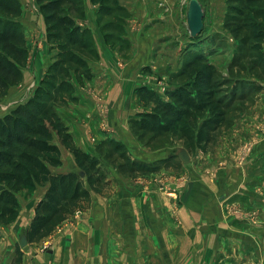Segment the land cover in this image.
<instances>
[{"label":"crops","instance_id":"obj_1","mask_svg":"<svg viewBox=\"0 0 264 264\" xmlns=\"http://www.w3.org/2000/svg\"><path fill=\"white\" fill-rule=\"evenodd\" d=\"M198 1L203 11V25L196 37L201 35L204 38L217 29L214 26L216 19L221 22L225 0L221 4V0H208V10L203 4L204 0ZM20 2L18 18L26 38L28 56L21 81L11 85L7 91L11 97L8 101L13 104L0 115L32 95L56 54V48L48 41L45 21L36 0ZM118 2L127 11L121 33L126 44L107 39V31H103L102 22H99L98 2L83 0L84 14L75 16V23L90 31L96 54L87 59V75L80 77L71 73L69 76L73 87L68 103L61 108L60 114L76 145L85 152H91L97 141L106 138L121 140L127 146L143 150L131 133L129 119L137 117L142 111H150L154 102L143 100L137 88L142 85L153 87L157 94V77L162 73L174 72L181 66L182 57L179 58L177 51L180 42L185 40L189 44L196 38L190 30L186 34L183 32L184 17L187 24L189 0ZM207 11L210 21L205 18V13L206 16L209 14ZM213 47L217 48L215 45ZM203 50L210 58L211 52ZM258 95L252 117L245 123L239 120L222 132L217 144L218 154H204L203 167L193 165L191 160L184 165V178L180 173L181 176L175 175L174 180L166 181L169 189L166 190L164 186L152 189L150 186L154 203L153 197L145 199V186L124 185L120 217L110 203L100 201L97 195L92 194L89 207L74 213L40 239L49 240L48 251L42 253L27 243L28 248L23 252L20 264H114L113 252L118 246L114 244L121 240L141 243L139 251L143 250L150 257L153 255L154 259H157L156 243L159 241L162 250L169 252L170 259L186 256L192 261L198 258L203 264H215L214 260L218 258L224 263L227 262L228 253L231 256L230 251L233 250L235 253L232 255L238 257L239 263L259 264L255 259L264 258V223L250 224L246 218V222H242L240 217L232 221L227 218L228 201L235 192L238 193L234 199L242 192L250 196L259 195L261 193L257 190L264 187L259 186L264 183V90ZM162 96H166L165 93L161 92ZM243 140L254 141L253 149L248 160L239 164L236 147ZM59 147L61 163L51 166V169L63 172L74 168L75 159L71 151L62 144ZM158 152H165V156L173 154L167 147L158 148ZM47 185V182L38 185L26 201H20L18 215L13 221L0 224V264L11 261L8 258L14 243L18 242L20 232L29 225L35 204ZM234 185L237 187L234 188ZM135 196L140 198L136 197L137 200L133 201ZM142 201L147 202L146 207ZM247 202L264 206L262 195L256 200L250 197L241 203ZM220 227H229L224 229L227 230L225 233L235 230L244 232L248 240H233L231 244L229 239L219 234ZM145 244H148V249ZM229 245H233L232 250ZM126 250L123 247L120 257L130 259ZM242 250L251 253L247 258L249 260H244ZM143 258L142 255L136 258L138 264H142Z\"/></svg>","mask_w":264,"mask_h":264},{"label":"trees","instance_id":"obj_2","mask_svg":"<svg viewBox=\"0 0 264 264\" xmlns=\"http://www.w3.org/2000/svg\"><path fill=\"white\" fill-rule=\"evenodd\" d=\"M92 1L99 3V22H102L103 31H107V39L123 41L121 33L126 9L118 0ZM258 1L245 0L252 7V17L246 19L244 15L240 17L236 13H232V16L234 19L236 16L244 18V29L248 30L250 39L254 41L250 46H254L263 56L260 50L264 40V13L256 9L259 6H254ZM36 2L45 21L48 41L56 48L55 59L32 95L0 115V224H7L17 217L18 194L24 187L48 183L43 196L35 204L34 215L26 228L27 243L40 240L77 210L86 209L92 198L91 190L95 189L94 182L101 180L99 175H94L91 169L94 162L89 160L88 152L76 145L55 104L63 92L66 94L62 97L71 95V70L80 77L87 75V59L96 54L90 31L75 23V16L84 14L83 0ZM20 13V0H0V97L6 94L11 85L21 81L28 56L26 38L18 18ZM236 26H232L235 34L238 31ZM123 44H126L125 40ZM236 52L234 59L240 56L239 46ZM190 53L175 76L189 71L191 76L168 90L169 100L161 99L146 85L137 88L139 96L145 101H153L154 105L150 111H142L137 117L129 119L131 129L149 130L157 135L179 131L187 139L208 144L225 123L228 110H240V103L233 105L237 104L234 101L252 97L257 90L249 76L234 80L230 76L217 78V69L204 51ZM229 83L232 88L231 94L227 95L224 87ZM239 86L248 88L250 93H238ZM113 140L102 139L96 147ZM59 144L73 153L79 170L71 168L56 172L51 169V166L61 163ZM171 157L166 156L156 162L161 163ZM138 166L140 170L149 169L144 163ZM18 246L15 260L20 264L22 253Z\"/></svg>","mask_w":264,"mask_h":264},{"label":"rangeland","instance_id":"obj_3","mask_svg":"<svg viewBox=\"0 0 264 264\" xmlns=\"http://www.w3.org/2000/svg\"><path fill=\"white\" fill-rule=\"evenodd\" d=\"M208 0H204L203 4L208 10L209 4ZM225 10L223 13L222 20L220 22L219 19H216L214 21L215 25L217 26V29L212 30L213 32L209 34L207 37H200L197 36V34L200 33V31L195 34V39L192 43H185L180 42L179 45L180 48L177 50L179 54V58L182 57V63L184 59L190 56V52L192 51H204L203 49H206V51L211 52L210 58L213 65L216 67V77H228L230 76L232 80H234L236 77H251L249 80L253 83L255 82L257 86V90L253 94V96H246L244 100L238 101L236 99L233 105H239L240 103V110H234L229 109L226 121L221 127L218 129V131L215 133L214 139L208 143V144H200L196 140L187 139L186 137L181 136V132L174 131V133H162L161 135L153 134L151 131L147 130H141L138 128H132L131 133L133 134L134 138L138 142L139 146L143 148V150L148 151L145 152L140 148H133L132 146H127V144L121 140H118L119 142L113 140V141H105L104 143L100 144L96 147V145L92 148V151L88 152L89 156L91 157L89 160L94 162L92 165V171L94 172V175L100 176V182H94L95 189L91 190L92 194H95L98 196L100 201L108 202L110 203L116 211L120 214V217L122 216L120 211V203L123 198V186L128 185L131 187L135 186H142L146 187L145 190V199H149L150 197H153L152 201L154 203V195L151 194V187L160 188V186H164L167 189H169L167 182H170V180H174L177 175H180V173H183V178L185 175L186 169H184V165L188 164L189 161L193 160V165L203 167L205 165V159L203 158V155L207 152H211L212 156H216L218 154L217 151V144L220 141L221 134L224 130L229 128L233 123L242 120V123H245L248 119L252 117V114H254V111L256 110V107L253 106L256 103L257 98L259 97V93L264 90V40L261 44V50L263 52V56H260L258 53L259 51L254 48L253 45L254 41L250 39L249 32L247 29H244V18H240L243 15L248 19L249 17H252V7L248 5V2L245 3V0H225ZM222 3V0L219 2V4ZM258 4V5H257ZM254 6H259L256 9L258 11H262L264 13V0H259L258 3ZM207 13H209L207 11ZM233 15L238 14L240 16L239 18L236 16L234 19ZM207 17V21L211 20L210 13H205V18ZM184 25H183V32L188 33V25L186 24V20L184 17ZM224 21L226 23L224 24ZM264 23V22H262ZM237 25V26H236ZM232 26L237 27L236 34L232 31ZM219 29V30H218ZM185 33V34H186ZM200 37V38H199ZM176 42H179L176 40ZM182 43V44H181ZM178 45V46H179ZM212 45H215L217 48H212ZM239 46V52L240 56L236 57L234 59V54L237 52V48ZM215 50V51H214ZM219 51V52H218ZM208 57V56H207ZM181 63V64H182ZM201 63V61L199 62ZM196 68V67H194ZM167 67V71H168ZM179 69V68H178ZM177 69V70H178ZM176 70V71H177ZM174 72L166 73V75H163L162 73L160 76L157 77V95L160 97V93H165L166 96L160 97L163 100H169L170 97L168 96V90L176 87L180 82L185 81L191 76V71L184 73V75L181 76H175ZM71 73L73 71L71 70ZM70 74V73H69ZM219 82V81H218ZM153 88V87H151ZM231 84L229 83L228 86H225L224 89L227 91V95L231 94ZM8 91V90H7ZM243 92L245 95L249 94L248 88H242L241 86L238 87V93ZM66 93H62L60 97L56 100L55 104L57 106L56 110L60 112L61 108H63L65 105H67L69 100V95H66V97H62ZM11 98L9 95L6 94L3 97H0V114L4 111L8 110L10 106L13 104L8 99ZM47 100V98H44ZM49 103V101H48ZM202 119L199 118L198 121ZM259 122H261L259 120ZM264 125V124H263ZM101 140L97 141L98 144ZM253 142L252 140H243L240 145L236 147V156H237V162L239 164L245 163L246 160H248L250 154L252 153L253 149ZM183 146L188 149V153L191 156V159L187 161L186 163L181 161L179 156L176 154V151L178 147ZM161 147H167V149H170L173 153L172 157L170 159H167V161H162L160 164L157 163V159L165 158L166 154L165 152H158L157 149ZM72 153V152H71ZM148 153V154H147ZM73 154V153H72ZM176 154V155H175ZM241 157H245L244 159L240 160ZM74 156V155H73ZM136 161V162H135ZM135 162V165L134 163ZM139 163H144L149 169H139L138 165ZM158 164V165H157ZM149 165V166H148ZM74 168L79 170L78 165L74 164ZM146 168V167H145ZM173 173V174H172ZM178 173V174H175ZM176 175V176H175ZM180 175V176H181ZM179 176V177H180ZM188 176V175H187ZM178 177V178H179ZM182 179V178H180ZM264 180V179H263ZM160 184V185H157ZM235 184V183H234ZM40 184H35L32 188L31 186L24 187L22 191L18 194L19 199V208H20V201H26L33 192L39 187ZM122 185V187H121ZM264 183H260L259 186L262 187ZM125 187V186H124ZM149 187V188H148ZM237 186L234 185V188ZM250 187V186H248ZM264 187H262L263 189ZM128 189V188H127ZM260 189L257 190L258 193H261L259 195H262L264 199V191ZM238 191V190H237ZM238 192H235L237 194ZM263 193V194H262ZM235 194H233L228 201V211H227V218H229L231 221L239 219V217L244 221V219H249L248 221L250 224L255 223H264V206L261 205H251L249 202L247 203H241L245 199L249 200L250 197L256 200L257 193L255 195H247L245 193L238 194L237 198L234 199ZM43 196V195H42ZM41 196V197H42ZM140 196V195H139ZM139 196H135L134 200H137L136 197L140 198ZM40 197V198H41ZM92 200V198H91ZM91 202V201H90ZM145 201H142V204L144 207H146ZM154 205V204H153ZM89 207V206H88ZM87 208V207H86ZM85 210V209H84ZM81 210H77L75 213H79ZM248 227V226H247ZM222 229L219 230V234L223 235L224 238L229 239L232 244V241L235 240H244L247 237H245L247 234L240 233V231L235 230L234 232L225 233L227 230L224 231V229H228L229 227H220ZM264 228V227H263ZM248 240V238H247ZM126 240H121L116 242L114 245H118L116 248L117 250H114L113 252V262L114 264H138V260L136 259L139 256H143L142 264H203L202 260L199 262L198 258L192 259L184 257L179 258H168V253L164 252L160 246L159 241H157V259L153 258V255L150 257L147 255V253H144L143 250L139 251V247L141 246V243L131 240L129 243H126ZM245 243L244 241H242ZM248 243V241H247ZM246 243V244H247ZM19 242L14 243V247L12 249V253L10 254L8 260H11L9 264H17L16 263V257H17V248ZM34 247V249H37L38 251L45 253L48 251L47 249L50 248V242L47 239L38 240L31 243ZM166 246L168 244L164 243ZM228 246V245H227ZM230 246V245H229ZM123 247L124 249H127L126 251H129L130 259L122 258L123 254ZM28 247L26 244L24 246H20V251L23 254V252ZM145 248H149L148 244H145ZM233 245L230 246L229 249L232 250ZM19 249V248H18ZM242 254L244 256V260L247 259L251 253L245 252L242 250ZM139 252V253H138ZM231 256H229L230 253H228V257L226 258L227 262H221V260H218L216 258L214 260L215 264H242L239 263V259L235 258L234 254L235 252L230 251ZM12 257V258H11ZM150 257V258H149ZM22 258V256H21ZM259 262V264H264V258L262 260L257 257L255 259ZM192 261V262H191ZM191 262V263H190ZM246 261L243 262V264Z\"/></svg>","mask_w":264,"mask_h":264},{"label":"water","instance_id":"obj_4","mask_svg":"<svg viewBox=\"0 0 264 264\" xmlns=\"http://www.w3.org/2000/svg\"><path fill=\"white\" fill-rule=\"evenodd\" d=\"M203 11L202 7L198 0H189L188 9H187V25L191 32V34H197L203 25L202 21ZM176 154L179 156L181 161L187 162L190 160V155L188 153V150L180 146L178 147ZM83 171H81V174ZM18 242L20 246H24L27 244V236H26V229H23L19 236H18Z\"/></svg>","mask_w":264,"mask_h":264},{"label":"built area","instance_id":"obj_5","mask_svg":"<svg viewBox=\"0 0 264 264\" xmlns=\"http://www.w3.org/2000/svg\"><path fill=\"white\" fill-rule=\"evenodd\" d=\"M245 157H241V155H240V160H242V159H244Z\"/></svg>","mask_w":264,"mask_h":264}]
</instances>
